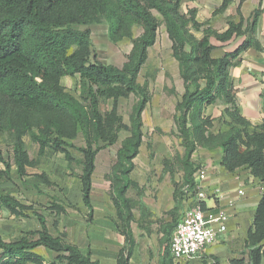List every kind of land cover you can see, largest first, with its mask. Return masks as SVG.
Returning <instances> with one entry per match:
<instances>
[{
	"label": "trees",
	"instance_id": "1",
	"mask_svg": "<svg viewBox=\"0 0 264 264\" xmlns=\"http://www.w3.org/2000/svg\"><path fill=\"white\" fill-rule=\"evenodd\" d=\"M194 1V0H189ZM182 0H0V209L16 218L34 215L39 229L16 240L6 242L0 236V264H99L89 252L83 253L64 235H52L43 216L11 194L1 183L10 178L12 168L23 180L33 166L25 149V138L38 147V155L46 151L62 154L69 167L79 156L78 179L82 201L92 211V177L101 150L115 144L122 130L129 136L120 143L116 162L111 169V202L115 210L114 227L123 238L116 264H129L136 247L132 232L133 201L130 189L139 191L130 178L134 159L142 145V113L150 98L147 84L139 85L138 76L154 46L163 24L170 42L171 57L177 63L183 93L174 108L173 121L184 157L181 161L182 187L173 184V208L170 221L160 227L162 254L159 264H172L171 236L181 218L178 217L187 191L192 193L193 177L199 166L192 162L198 149L220 151V167L229 175L244 170L259 184H264V121L252 126L240 115L236 103L237 90L230 69L238 65L243 53L263 49L255 34L262 10L257 7L245 20L228 19L227 28L218 33L196 20V11H181ZM231 0H222L214 15L223 13ZM161 18V21L157 18ZM104 25L111 44L131 41L126 62L119 68L99 62L92 51L90 26ZM77 27H86L78 30ZM140 30L133 37L135 29ZM243 40L230 52L215 57L219 49L210 40L226 43ZM63 78L77 80L80 97L67 92ZM137 98L131 109L129 125L122 123L118 102ZM102 100L110 108L102 113ZM222 103L221 115L226 130L214 132V121L206 114L208 107ZM8 139L5 155L1 139ZM81 141L80 146L74 142ZM37 181H22L25 189L52 186L46 175ZM58 214L64 209L52 203ZM248 264L264 260V193L254 214L253 229L248 235ZM44 248L52 253L46 261L35 253ZM244 261H232L241 264Z\"/></svg>",
	"mask_w": 264,
	"mask_h": 264
},
{
	"label": "rangeland",
	"instance_id": "2",
	"mask_svg": "<svg viewBox=\"0 0 264 264\" xmlns=\"http://www.w3.org/2000/svg\"><path fill=\"white\" fill-rule=\"evenodd\" d=\"M186 9L183 4L181 11ZM157 18L161 21L158 15ZM85 28L77 27L78 30ZM89 29L92 51L97 60L120 68L126 62L131 41L123 40L114 45L109 42L104 25H93ZM139 34L140 30L136 28L133 37ZM230 78L237 90L236 103L240 115L254 127L261 125L264 121V74L251 75L239 63L230 69ZM138 83L147 84L150 100L142 113V145L133 161L134 170L130 174L139 191L130 189L127 192V197L134 203L131 228L136 247L131 264H157L162 250L159 230L162 223L171 218L169 211L174 205L171 196L172 182L182 187L181 161L184 157V148L173 121L174 108L183 93V87L177 63L171 57L170 42L163 24L158 30L156 43L148 51V59L139 73ZM61 85L67 92L80 97L82 90L77 80L63 78ZM136 101L135 96L119 100L118 114L123 124L129 125L131 109ZM109 108L110 102L102 100L100 111L104 113ZM223 110L224 106L220 102L206 110V114L214 121L215 133L226 130L221 119ZM127 136L129 134L126 131L119 132L115 144L101 150L96 158L92 177L91 213L82 201L78 179L79 156L74 153L75 163L69 167L62 154L46 151L43 156H39L38 147L28 138L24 140L25 149L33 166L27 169V176L23 180L16 177L13 167L10 178L1 183V186L19 202L32 207L36 214L43 216L52 235H64L68 243L76 245L83 253L89 251L92 259L99 264H114L117 253L123 246V238L116 232L113 224L115 210L111 202L110 178L120 143ZM1 144L7 156L8 139L3 137ZM74 145L80 146V139ZM200 152L204 153L198 149L192 156L195 165L207 169V160L217 168L216 152L212 151L210 155H202ZM242 172L245 173L244 170L238 171ZM40 175H46L52 186L40 185L38 189L23 187L22 181L35 182ZM53 202L61 206L64 212H53ZM190 207L189 201L184 200L178 217L181 218ZM38 229L39 224L34 215L16 218L0 209V236L4 241L16 240ZM43 257L48 261L52 254L43 252ZM201 259L196 260L203 264H213L212 260Z\"/></svg>",
	"mask_w": 264,
	"mask_h": 264
},
{
	"label": "crops",
	"instance_id": "3",
	"mask_svg": "<svg viewBox=\"0 0 264 264\" xmlns=\"http://www.w3.org/2000/svg\"><path fill=\"white\" fill-rule=\"evenodd\" d=\"M221 3L222 0H182L181 6L184 4V6L187 8L183 11L184 13H186L187 10L194 9L196 11V20L199 23H207V26L212 30L222 33L227 28L228 19H237L236 9L239 5V0H231L229 6L223 13L214 15V11L220 7ZM259 6L262 10V13L259 18L255 37L261 44L263 50L261 52H257L253 49H250L242 54L240 61L242 66L251 75H261V73L264 74V0H243L242 4L240 5V12L245 20H247L251 13ZM242 40V38H238L222 44L215 41L214 39H211L210 42L219 48L214 51L213 55L218 57L224 52H230L239 43H241ZM199 151L204 152H200L202 155H210L212 152L203 149H199ZM213 151L217 153V168L215 164L205 160V164L207 165V176L203 180L202 185L208 193L212 189L219 188L222 194L221 200H209L206 201L205 205L208 208H226L229 212V220L227 222L226 233L221 235L216 243L208 246L204 250L201 260H212L213 264H232V261L242 260L244 262L241 264H248V235L249 231L253 229L254 214L257 210L261 196L264 193V184H259L246 172L233 175L227 174L219 165L220 151L218 149ZM192 162L195 161L193 160ZM238 190H242L243 195L239 196L237 194ZM229 200L233 201L232 207L227 205ZM106 222L108 224V221ZM160 236L162 237L161 234ZM262 245L264 246V241L262 242ZM160 249L162 248L160 247ZM43 252L50 253L44 248H37L35 250V253L42 257ZM162 252L163 251L160 250L159 259ZM53 256L54 255L52 254V258ZM169 256L172 264H203L200 260L198 261L196 259L175 262L173 261L170 253ZM159 259L157 264H159ZM131 260L129 264H131ZM183 261L186 263H181ZM114 264H116V258Z\"/></svg>",
	"mask_w": 264,
	"mask_h": 264
},
{
	"label": "built area",
	"instance_id": "4",
	"mask_svg": "<svg viewBox=\"0 0 264 264\" xmlns=\"http://www.w3.org/2000/svg\"><path fill=\"white\" fill-rule=\"evenodd\" d=\"M207 176L204 167H199L193 177L192 193L184 188L190 209L186 210L176 226L170 240V255L175 262L202 258V253L217 242L227 231L229 212L226 208H208L205 203L209 200H221L219 188L209 193L204 189L202 182ZM239 196L243 195L238 190ZM229 207L233 201L227 202Z\"/></svg>",
	"mask_w": 264,
	"mask_h": 264
}]
</instances>
